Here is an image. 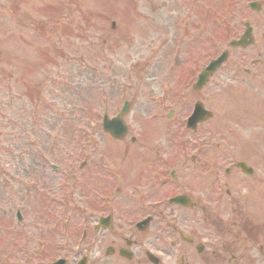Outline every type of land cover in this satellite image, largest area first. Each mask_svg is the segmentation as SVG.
Instances as JSON below:
<instances>
[{
	"label": "rangeland",
	"instance_id": "rangeland-1",
	"mask_svg": "<svg viewBox=\"0 0 264 264\" xmlns=\"http://www.w3.org/2000/svg\"><path fill=\"white\" fill-rule=\"evenodd\" d=\"M132 1L137 4L134 17L124 0H0V168L2 164L5 167H9V164L17 167L21 162V153L28 160L24 164L29 161L33 164L30 154L32 148L25 141L26 137L32 136L37 141L36 148L55 163L60 166L76 163L74 168L77 178L67 182H63L60 175L50 173L41 165L36 173L39 186L59 193L70 187L74 190L75 198L85 203L92 200L91 191L99 193L102 185L106 194L112 191L113 183L103 182V166L109 164L117 169V173L124 178L120 185L121 194L129 193L136 176L143 177V169L147 171L144 183L149 181L156 157L160 160L158 153L168 154L166 150L170 151L172 147L177 150L175 146L180 143L186 165L201 166H195L196 171L197 168L200 169L198 172H193L194 168L185 173L180 172V182L174 187H183L189 184V179L194 180L196 190L185 186L193 191V199H197L199 190L204 191L211 186L218 193L216 183L219 181L231 186L226 178L221 177L224 175L222 169L233 157L241 158L236 155L239 148L245 151L254 148L255 157L264 161V146L259 150L261 144L255 140L257 130L240 115L241 105L245 104L243 100L253 104L258 96L252 94L258 90L251 82L235 84L230 81V72L235 70V63L240 62L235 53H231L232 57L227 66L213 76L201 91L189 92L198 70L215 54L210 49H214L216 43L221 49L226 48V40L238 34L243 18L252 15L245 10L246 0H235L234 3L231 0L193 2L201 11V16H206L205 19L201 17L202 23L208 24L213 19L216 25H208L207 32L197 37V40L187 35L184 44H191L190 48H183L179 44V48L176 45L170 46L175 44L174 38L177 39L180 35V25L162 21V11H157L156 7V17H151L150 11L146 9L148 0L127 2ZM153 1L156 5L164 3L167 10L173 11L177 21L186 10H192V5L182 6L184 0ZM45 6L47 9H44ZM31 12L41 14H30ZM197 14L198 12H191L186 24L194 25ZM129 20H135L138 24L133 27ZM112 22L116 32L110 28ZM163 22L164 30L152 33ZM163 34L173 37L167 45L169 49L164 48L158 57H152V63H142L132 69L134 59L142 60L156 52L154 44ZM115 38L128 40H121V45L112 54L105 53L101 48L102 40H107L110 45ZM129 40L134 42L131 47L125 45ZM173 50L176 55H173ZM206 50L210 52L204 57ZM200 60L197 65L195 61ZM247 63L251 64L250 61ZM132 80L134 84L141 83L142 90L139 91L138 100L132 101L130 111L124 117L128 128L127 137L123 142H116L101 131V116L104 112L109 113V109H115V112L119 110L123 102V99H119L120 86L123 82ZM183 82L184 98L181 96L182 91L179 92ZM168 85H171V90L166 98L158 104L151 103L150 97L162 95L163 87ZM194 101L201 102L211 112L212 118L209 117L199 124L196 132L190 134L182 131L181 127L185 125L186 117L192 110L191 102ZM169 111L173 112L170 117L167 116ZM237 111L239 115L236 114ZM59 115L63 116L62 120H59ZM234 118L235 124L232 125ZM245 128L248 136L242 133ZM82 129L86 135L89 134L88 137L80 136L79 131ZM232 129L235 131L233 134ZM45 132L51 138L58 139L46 138L43 135ZM18 133L21 135V151L11 141ZM247 142L251 143L245 145ZM79 145L84 151L82 156L77 157L76 162V158L72 156L76 155ZM139 149L144 152L141 156L137 155ZM86 153H91V156L87 164H84L85 169H78V164L83 161ZM194 153L195 161L190 163L189 158ZM4 166L1 170L5 169ZM209 172L215 174V183L207 176ZM258 172L264 173V169ZM242 179L243 177L241 182ZM247 181L243 180L244 183ZM151 195L152 193L141 194V197ZM257 195H264V182L261 180ZM261 201L259 207H263L264 212V196ZM15 202L27 204L26 198L18 197ZM226 204V196L218 195L216 211L221 213L225 207L227 210ZM3 206L0 202V216L4 218L0 223L5 222V226L12 229V225L16 224L17 227L12 233L7 230L1 232L6 235V240L0 242V253L16 257L25 253L24 250L34 241H23L22 236L18 237L22 221L16 222L14 214L11 215L8 208L2 211ZM253 206L257 207L256 202ZM57 210L56 207L48 209L49 220L46 222L56 226L57 232L43 234V238L53 237L55 242H61L62 234H67L77 242L82 218L75 211H69L63 218L62 225L65 226L62 227L56 223ZM27 211L25 207L24 212ZM132 211L133 209L128 210L129 213ZM88 221L93 222V219ZM123 221L120 219V222ZM26 224L24 214L22 225ZM221 227L224 228V225ZM108 234L104 233L107 236L100 242L103 250L111 242ZM74 245L71 244V248ZM54 254L56 253L53 250L48 252V255ZM234 256L239 258L234 264H263L259 263L260 256L257 252L247 253L239 249L234 251ZM109 261H112L111 264H124L114 257Z\"/></svg>",
	"mask_w": 264,
	"mask_h": 264
},
{
	"label": "flooded vegetation",
	"instance_id": "flooded-vegetation-1",
	"mask_svg": "<svg viewBox=\"0 0 264 264\" xmlns=\"http://www.w3.org/2000/svg\"><path fill=\"white\" fill-rule=\"evenodd\" d=\"M258 1L257 7H258V13H254L255 16H248L250 19L247 22L248 27H249V45L243 48V53L244 57L247 59L251 58L252 62L259 67L264 65V0H256ZM248 3V8H249ZM247 24L245 27L247 28ZM244 27V31H245ZM244 31L242 33H244ZM264 69V67H263ZM254 72H248V76L251 77ZM264 79V71H263V77ZM262 91L260 92L257 91V93H253L252 96H255L257 94V104L253 105L252 107H249L246 110V116L248 121L252 120L255 125H257V128L259 129V134L263 135L264 134V84L261 87ZM256 91V89L254 88ZM136 235V234H135ZM94 240H92L89 244V248L91 250L97 251L98 255H100L102 258L101 260H95V264H109V257H106V255L110 256H116L119 257V251L121 249L125 248V245H121V243H117L114 240H111L110 244L112 246L108 247L106 250L102 248L101 246V240L105 238L104 235H101L100 237H93ZM116 247V248H115ZM132 250V257L134 258L135 256H140L141 251H142V246H138V243L135 241L131 245L130 248H133ZM85 250V247L80 249L76 255H80L82 251ZM146 260H147V254ZM73 261V260H72ZM137 263H140L139 259H136ZM112 263V261H111ZM146 264V262H144Z\"/></svg>",
	"mask_w": 264,
	"mask_h": 264
}]
</instances>
